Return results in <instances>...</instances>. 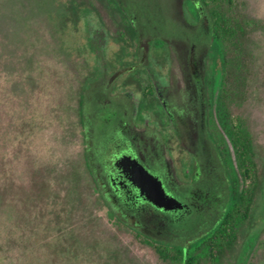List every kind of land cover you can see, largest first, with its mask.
<instances>
[{
	"label": "rangeland",
	"instance_id": "rangeland-1",
	"mask_svg": "<svg viewBox=\"0 0 264 264\" xmlns=\"http://www.w3.org/2000/svg\"><path fill=\"white\" fill-rule=\"evenodd\" d=\"M124 1L142 14L144 2L149 4ZM233 1L247 29L239 65L228 68L224 100L232 121L252 142L256 176L245 186L254 187L253 202L235 240L219 256L209 255L219 246L211 235L225 215V200L217 212L199 211L171 224L174 236L167 244L194 251L193 264H264V0ZM152 4L158 28L169 32L164 23L172 19L164 10L172 13L174 2ZM183 8L190 11L187 4ZM81 11L79 0H0V264H173L108 213L84 169L91 141L88 135L84 142L78 122L76 88L92 56L63 48L65 41L80 40L69 18ZM77 24L85 33L84 19ZM221 75L218 66L213 90ZM88 91L87 115L97 110L95 90ZM205 134L224 168L212 134Z\"/></svg>",
	"mask_w": 264,
	"mask_h": 264
},
{
	"label": "flooded vegetation",
	"instance_id": "flooded-vegetation-1",
	"mask_svg": "<svg viewBox=\"0 0 264 264\" xmlns=\"http://www.w3.org/2000/svg\"><path fill=\"white\" fill-rule=\"evenodd\" d=\"M95 1L79 0L80 16H89L90 45L95 42L91 87L100 101L99 110L86 111L93 116L82 125L84 142L88 135L91 141L84 160L95 190L116 220L148 244L170 250L176 248L167 244L174 223L199 211L217 212L225 200L222 222L211 232L219 246L211 247L209 255L219 256L229 239L231 188L237 185L241 192L247 179L240 147L217 117L224 74L221 70L215 104L213 77L221 59L214 49L213 18L200 0H172L173 12L164 10L172 23L165 21L169 32H164L154 0L144 2V14L124 0ZM205 132L212 134L224 168ZM160 190L179 205H156L153 196Z\"/></svg>",
	"mask_w": 264,
	"mask_h": 264
},
{
	"label": "trees",
	"instance_id": "trees-1",
	"mask_svg": "<svg viewBox=\"0 0 264 264\" xmlns=\"http://www.w3.org/2000/svg\"><path fill=\"white\" fill-rule=\"evenodd\" d=\"M200 4L204 6L206 14L208 16H212L213 18L212 36L214 38V49H215V53L220 56L221 65H219V67L221 68L224 74V82L221 88V93L219 90L221 96L217 104V117L219 122L226 129V132L231 142L234 145L236 144L239 145L241 159L244 164L245 179H249L252 176L254 177L256 176V162L254 160L255 153L253 150L252 142L249 136L246 134V132L241 130L240 125L237 123L235 124L234 121H232L230 112L225 108L224 106L225 101L222 98V96L224 97L226 91V83H227L226 77L228 74L229 66L230 65L235 66V64H237V66L239 65L238 64V61L240 59L239 50H241V46H243L242 39L247 29L246 22L242 17H240L237 14L233 0H200ZM88 17L89 16H75L72 18L71 16L69 18V22L70 21L72 22L70 26H74L70 29L71 33H77L78 38H80V40L71 43L68 42L66 43L65 41L63 46L65 50L70 52H76L77 54L81 53L82 51L83 53L85 52L91 54L93 49L90 45V42L87 43ZM80 19H84L86 23L85 33L81 28H79L77 24L78 22H80ZM69 22H67V19H65L63 23L65 28L68 26ZM83 40L85 41L86 44L82 42ZM90 70H92V68H90ZM94 83H95V78L93 73H91V71H89L86 75H83L78 81V85L76 88V95H77L76 111L78 116V122L81 125H83V120L85 118L91 119L93 116L91 113L86 115L83 111L86 109V105L88 102V93H89L88 88L89 86H92V84ZM92 103H94L97 106V110H99L100 103L98 102L97 98L94 95H93ZM237 161H239L238 157H237ZM84 169L86 170L87 173H89V168L85 160H84ZM91 181L93 182L92 179ZM245 185L243 186L241 192H239V187L237 185H235L234 187L232 186L231 188L232 203L230 208L231 213L229 214L230 217L229 222H230V230L232 234L228 239L229 242H233L235 240V232L238 228V224L247 218L252 207V202H253L252 194L254 187H252L249 190L248 188H246ZM99 199H101L100 196ZM108 213L113 216V214L110 211H108ZM154 248L157 254L161 258L166 259V261L169 260L173 264H193L194 260H196L192 255V253H185L184 250L175 247L174 248L172 247V250H170V247L156 243Z\"/></svg>",
	"mask_w": 264,
	"mask_h": 264
},
{
	"label": "water",
	"instance_id": "water-1",
	"mask_svg": "<svg viewBox=\"0 0 264 264\" xmlns=\"http://www.w3.org/2000/svg\"><path fill=\"white\" fill-rule=\"evenodd\" d=\"M221 81H222V75L220 76L219 81L216 83V88L214 89L215 104H216L217 96L220 90ZM140 169L142 170L143 173L147 175V177L152 179V177L146 171H144L142 167H140ZM156 195L157 196L155 195L153 196L154 203L158 206L164 207V209H168L172 207L173 204L177 206L179 205V203H177V201L174 198L168 197L167 195H165V193L162 190H160L159 193Z\"/></svg>",
	"mask_w": 264,
	"mask_h": 264
}]
</instances>
